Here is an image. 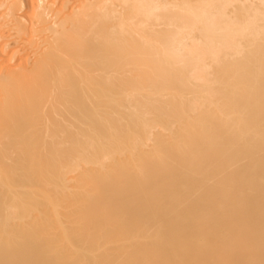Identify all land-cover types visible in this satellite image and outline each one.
Returning <instances> with one entry per match:
<instances>
[{"label":"bare ground","instance_id":"6f19581e","mask_svg":"<svg viewBox=\"0 0 264 264\" xmlns=\"http://www.w3.org/2000/svg\"><path fill=\"white\" fill-rule=\"evenodd\" d=\"M0 264H264V0H0Z\"/></svg>","mask_w":264,"mask_h":264}]
</instances>
